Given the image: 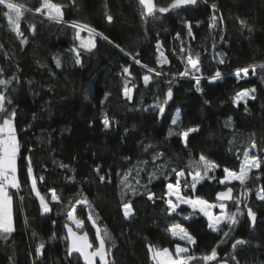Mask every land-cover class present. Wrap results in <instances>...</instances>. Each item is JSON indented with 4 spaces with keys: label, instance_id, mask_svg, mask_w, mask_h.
<instances>
[{
    "label": "trees",
    "instance_id": "16d2710c",
    "mask_svg": "<svg viewBox=\"0 0 264 264\" xmlns=\"http://www.w3.org/2000/svg\"><path fill=\"white\" fill-rule=\"evenodd\" d=\"M13 2L32 11L24 12L19 21L23 35H18L3 15L7 10L0 5V79L16 77L7 88L0 86V92L12 101L8 110L17 112L15 126L20 144V187L8 189L15 230L11 234L0 233V264H82L77 257L67 256L65 225L79 233L87 232L94 244L87 222L93 210L96 225L106 228L114 238V248L107 244L109 260L114 264H156L148 246L175 251V244L181 242L167 231L174 224L181 225L197 241L188 247L189 254L197 258L189 264H204L200 258L213 248L221 262L235 264L231 260L235 255L239 264H264V201L256 199L257 191L264 186V163L251 170L241 187L243 194L248 190L243 202L258 217L253 230L244 204L240 207L245 215L238 218L236 225L231 229L223 225L222 231L212 232L200 213L184 219L193 210L181 205L177 210L180 215H168L164 202L167 183H175L172 169L185 172L181 178L185 195L215 203V194L227 188L217 182L225 175L223 169L238 172L244 151L264 158V69L259 67L264 63V0H198L195 5L157 12L151 18L141 16L142 8L136 0H52L62 6V23L34 11L41 0ZM171 2L155 0L157 7ZM213 3L215 12L210 7ZM106 12L113 17L111 23ZM240 20L246 21L252 31ZM73 21L89 25L108 40L95 36L94 49L80 47L76 30L70 26ZM31 25H35V33L30 30ZM80 37L86 41L90 38L87 30L81 31ZM25 38L27 42L22 43ZM158 42L168 63L157 62ZM182 48L186 51L181 52ZM73 49L80 52L79 65ZM188 50L201 54L200 68L205 76L217 70L223 74L213 83L202 80L203 94L196 91L194 80L179 75L185 70L186 59L182 58ZM57 56L60 67L56 66ZM132 57L141 64H135ZM220 60L225 62L221 64ZM252 64L257 65L255 75L250 70L246 78L237 80L236 70ZM141 65L157 69L162 75L157 77ZM124 67H129L130 77L122 74ZM144 75L152 77L147 86ZM126 79L132 88L131 100L123 93ZM169 87L173 98L159 123L154 105ZM250 89L255 92H250L246 103L233 102L239 92ZM105 93L109 94L106 100ZM177 112L180 124L173 126L170 121ZM105 114L111 124L108 129L102 123ZM197 126L199 131L190 133L187 148L179 135L168 137L169 128L178 132ZM253 141L255 149L251 148ZM156 153L164 155L154 161ZM201 154L218 165L209 174L216 179L201 182L193 193L183 187V182L189 179V172L195 171V167L188 166L189 160L196 161ZM29 156L37 189L51 208L48 213L42 211L40 200L31 189L25 159ZM61 163L70 167L61 169ZM97 166L101 169L99 175ZM160 172L166 173L168 179ZM153 173L159 178L154 177L149 183ZM100 175L106 177L104 183L100 182ZM40 177L44 178L42 182ZM227 186L233 188V196L240 189L239 183ZM50 189L60 196L59 203L51 200ZM149 192L155 193L154 200L148 199ZM85 198L91 208L76 202ZM127 202L134 209L130 218L123 214V204ZM73 208L75 219L84 221L83 229H77L68 219ZM226 208L236 211L233 201ZM224 232H229V236L224 237ZM4 235L7 239L2 238ZM41 239L45 248L38 255L35 249ZM236 239L249 243L234 251L232 244Z\"/></svg>",
    "mask_w": 264,
    "mask_h": 264
},
{
    "label": "snow or ice",
    "instance_id": "6c2138e0",
    "mask_svg": "<svg viewBox=\"0 0 264 264\" xmlns=\"http://www.w3.org/2000/svg\"><path fill=\"white\" fill-rule=\"evenodd\" d=\"M197 2L198 0H172V2L166 7H157L153 0H139V4L143 6V9L140 14L144 18H147L148 16L155 17L157 12L167 13L172 9H176L184 5H195L197 4ZM203 2L208 3V0H203ZM0 5H2L3 8L7 10L3 12V15L7 17L9 24L12 26V30L17 32L18 35H23V33L19 30V21L24 15L25 11H32V9H25L23 5L14 3L13 0H0ZM105 7H107V5H105ZM210 7L213 12L216 11V4L213 3L210 5ZM34 11L46 15L49 20L54 21L55 23L64 22L62 6L53 3L52 0H41L40 6L35 8ZM105 15L107 21L111 23L113 21L112 15L108 14L107 12L105 13ZM212 20L213 22H215V15H213ZM239 22L241 23V25L248 27L249 31H252V28L247 25L246 21L240 20ZM70 26L76 30L75 35L77 39H80L81 31L87 30L90 38L87 41L81 40L80 47L85 48L88 51L95 47V36H100L104 40H108V37L104 36L103 33L97 32L96 29L90 27L87 24H82L73 21L71 22ZM188 29L189 35H191L190 23L188 24ZM30 30L35 33V25H31ZM26 42L27 39L25 38L22 43ZM116 47L119 48V45H116ZM161 47L162 45H160L158 42L157 51L160 52V55L157 58V62L159 64H165L168 63V61L164 55V52L160 51ZM72 51H75V49H73ZM121 51L124 50L121 49ZM180 51L185 52L186 50L182 48ZM200 55L201 54L199 52L193 54L191 50H188L187 56L182 58V60L186 59L185 70L182 73H179V75L182 78L188 77L194 80L196 84V91L203 94V89L200 87L201 81L207 80L209 83H213L220 80L223 77V74L220 70H217L214 74L210 76H205L200 68ZM132 59L134 60L135 64H141V61L139 59H136V57H132ZM55 60L56 66L60 67L61 61L59 57H55ZM224 62V60H220L221 64H223ZM75 63L77 65L81 64L79 51H75ZM141 66L146 68L149 73L154 72L155 76L157 77L162 75L161 71L149 68L148 65ZM259 67L261 69H264V63L260 64ZM256 68L257 65L252 64L248 65L247 67L237 69L235 73L236 79L239 80L242 78H246L250 70L252 74L255 75ZM241 73L243 74V76H241ZM2 74L3 70L0 69V75ZM122 74H126L128 77L132 75L129 71V67H124L122 69ZM151 78L152 77L150 75L143 76V82L145 86L149 84ZM14 79H16L15 76L7 80L0 79V86H4L5 88H7V86L11 84L12 80ZM128 83H130V81L126 79L123 93L128 100H131L132 97L130 94L132 92V88L128 87ZM169 83H171V81H169ZM132 87L134 88L135 85H133ZM250 92H255V89L239 92L234 98L233 102L238 104L240 100H245L246 103L247 101L245 98L249 97ZM108 95V93H105V100L108 98ZM172 98L173 92L171 87H169L167 92L164 94L163 99H160L159 97L157 98L159 100V103L155 104L154 107L157 110L158 117H164L166 106L169 105V101H171ZM103 102L104 101H101V103ZM11 103L12 101L8 99L3 92H0V117H2V120H0V233L3 234H11L15 230L12 223V196L9 194L8 189L9 187H20L19 179L17 177V156L20 151V144L17 139L15 126L17 112L15 109H12L11 111L8 110L7 105H10ZM245 111H248L247 107H245ZM228 119L231 120V117H229ZM180 120L181 116L177 112L175 118H172L170 121L171 125L179 126ZM102 123L105 129L110 128L111 124L107 114L104 115ZM197 131H199L198 126L188 128L186 130H181L178 132L174 128H169L168 137L179 135L184 142V147L187 148L188 137L190 133H195ZM256 147L257 145L255 141H253L251 148L255 149ZM29 151H31V149H29ZM163 155V153H156L153 155V160L155 161L157 159H160V157ZM243 157L244 160L238 172L230 170L228 168L223 169L225 175L222 179H219L217 182L225 185L227 187V190L217 193V203H209V201L196 195L181 194V178L185 176V172H177L176 169H172V171L175 173L176 178L175 183L169 182L166 185L167 191L164 193V196L169 198L164 201L167 205L165 211L168 213V215H171L173 213L180 215L181 213L177 210L180 209V206L182 204H186L191 207L193 211L188 215L184 216V219H189L193 214L199 212L207 218V226L212 232L222 231V224L231 229L234 225L238 223V218L240 216L245 215V211H243L240 207L242 201L239 198H234L232 196L233 188L228 187L227 185L230 184L232 181H239L241 185H244L249 178V173L251 172V170L253 168L259 169L261 167V164L264 163V158L258 157L254 154L250 155L249 151H244ZM25 159L27 160V174L28 177L31 179V189L36 193L37 197L39 198L42 211L44 213H48L51 211V208L49 207V203L45 200V197L41 195L39 190L37 189V178L33 175L31 157L29 156ZM188 166L190 168L195 167L196 170L194 172L188 173L191 176V181L184 180L183 187L185 189H190L193 193L196 192L197 185L201 184V182L205 181L206 179L209 181L216 179L215 176H210L209 173L213 172L218 167V165L212 161H209L203 154H201L199 159L196 161L189 160ZM59 167L61 169H65L69 168L70 166L61 163ZM71 170L74 171V169ZM95 171L99 175L101 171L100 167L97 166ZM159 175L164 176L165 179H168L167 174L164 172H160ZM154 177L159 178L156 173L150 174L149 183H151V180ZM39 179L42 182L44 178L40 177ZM126 179L127 177L125 176V180ZM99 180L101 183H104L106 177L104 175H100ZM108 182H111L110 177L108 178ZM121 183H125V181H121ZM137 183H139V181H137ZM125 186L127 187V185ZM49 191L52 194L51 200L53 202L59 203L60 196L57 195L56 190L50 189ZM132 191L133 193H135V189H132ZM247 191L248 190H246V192L244 193L245 201L247 199ZM147 197L149 200H154L155 193L149 192L147 194ZM171 197H175V201H173ZM160 198L164 199L163 196ZM256 199L259 201H264V186L260 187L257 191ZM228 200H232L233 203L236 205L235 212L228 213L224 211L226 208V204L224 203V201ZM76 202L80 204H87L91 208L90 202H88L86 198L77 200ZM243 204L244 209H246V215L254 226L257 219L256 213L253 211V208L248 205V203L243 202ZM215 207H219L222 210L220 215L213 214L212 209ZM74 212L75 208H73V210L67 214L68 219L72 220L76 224L77 229H83L84 221L76 220L74 217ZM93 212L89 213L88 219L92 221L93 227H95L96 220L93 218ZM123 214L125 218H130L134 214V209L131 202L123 204ZM65 227L68 229L69 234L66 239L70 238V243L67 248V256H71L74 252H77L81 256H83L84 260L86 261V264H96L97 258H99L100 264H110L109 260L107 259L109 256V251L106 250V242L110 241L112 238L107 232V230H104L103 233H101V230L99 228H96V240H98L99 242L98 247H96L93 251H88L89 249L93 248V244L89 241L88 233L83 232V234L81 235L73 231L72 227H70L69 225L66 224ZM167 231H169L173 237H178L180 241H184L187 245H195L197 243L196 239L179 224L172 225L169 229H167ZM33 235L36 234L34 233ZM223 235L224 237H228L229 232H224ZM2 238L7 239V235H4ZM52 238H55V233H53ZM248 243L249 241H246L244 239H236L232 244V248L235 251L238 246L245 245ZM111 247H115L114 242L111 244ZM148 247L149 251L153 253L152 258L156 261V264H189L190 261H194L197 259L195 256L189 254V248L187 246H181L180 243L175 244V253L171 252L168 248L160 249L156 248L153 245H149ZM44 248L45 241L41 239L35 251L38 255H41L42 250ZM200 259H202L204 264H211V262L213 261H216L217 264H227V261L221 262L218 260V254L215 248L212 249L210 254L205 255ZM231 260L235 261V264H239V261L236 260L235 255L231 256ZM111 264H114V262H111Z\"/></svg>",
    "mask_w": 264,
    "mask_h": 264
},
{
    "label": "water",
    "instance_id": "95a60500",
    "mask_svg": "<svg viewBox=\"0 0 264 264\" xmlns=\"http://www.w3.org/2000/svg\"><path fill=\"white\" fill-rule=\"evenodd\" d=\"M138 3H139V0H136ZM153 2L155 3V0H153ZM140 5V4H139ZM140 7L143 9V6L142 5H140ZM152 16H148L147 18H151ZM92 49H94V48H92ZM170 102V101H169ZM161 120H162V118H160V117H158V122L160 123L161 122ZM227 190V188L226 189H224V190H222V191H226ZM219 192H221V191H219ZM218 193V192H217ZM217 193L215 194V196H214V201H215V203H217ZM232 196H233V192H232ZM232 200H228V201H224V203L225 204H228V203H230ZM246 210V209H245ZM256 217H257V215H256ZM246 218L248 219V217H247V215H246ZM258 218V217H257ZM248 221H249V223H250V230H253L254 229V226L252 225V223H251V221L248 219ZM256 221H257V219H256ZM87 222H88V224H89V226H90V228L92 229V231H93V234H94V244H93V248L92 249H89L88 251H93L96 247H98V240H96V228H99L100 230H101V227L100 226H98V225H96L95 227H93V224H92V221H90L89 219H88V217H87ZM255 224H256V222H255ZM70 226V225H69ZM71 227V226H70ZM72 229H73V227H72ZM73 231H75V232H77L78 234H83V233H79L78 231H76L75 229H73ZM102 233V232H101ZM68 229L65 227V236L66 237H68ZM89 238V237H88ZM67 240V248H68V245H69V243H70V238L69 239H66ZM90 241V240H89ZM91 242V241H90ZM106 250H107V244H106ZM110 256V255H109ZM109 256H108V260H109ZM69 258H71V257H77L79 260H80V262L82 263V264H86V261L84 260V258H83V256H81L79 253H77V252H74L71 256H68ZM109 262H110V260H109ZM96 264H100V261H99V258H97L96 259ZM110 264H111V262H110ZM228 264V263H227Z\"/></svg>",
    "mask_w": 264,
    "mask_h": 264
},
{
    "label": "rangeland",
    "instance_id": "374dc122",
    "mask_svg": "<svg viewBox=\"0 0 264 264\" xmlns=\"http://www.w3.org/2000/svg\"><path fill=\"white\" fill-rule=\"evenodd\" d=\"M85 31V30H84ZM81 40H85L83 37H80V39H77V41H78V43L79 44H81ZM86 41V40H85ZM190 67V66H189ZM246 100H247V98H245ZM240 101H245V100H240ZM254 169V168H253ZM195 170H196V168H195ZM201 171H202V169H201ZM210 174V173H209ZM189 177V179H188V181H191V176L189 175L188 176ZM231 183H239V185H240V189H239V191L237 192V194L235 195V196H233L234 198H239L241 201H242V203L240 204V205H243V200H244V194H243V191L241 190V187H242V185L240 184V182L239 181H232ZM230 183V184H231ZM223 185V184H222ZM223 186H225V185H223ZM182 187V186H181ZM9 189H14V188H11V187H9ZM181 194H183V195H185L184 194V190L182 189V193ZM187 194V193H186ZM52 195V194H51ZM188 195V194H187ZM169 197H167V199H168ZM171 199H173V201H175V197H171ZM182 205H186V204H182ZM186 206H188V205H186ZM189 207V206H188ZM191 210H192V208L191 207H189ZM224 211H226V212H228V213H231V212H233L232 210H228L227 208H225V210ZM212 212H213V214L214 215H220L221 214V212H222V210L219 208V207H215V208H213L212 209ZM235 212V211H234ZM199 213V212H198ZM202 215V214H201ZM203 216V215H202ZM206 218V217H205ZM207 219V218H206ZM72 223H73V225H74V227H76V224L72 221ZM223 226V224L221 225V227ZM77 228V227H76ZM104 230H107L106 228H104V227H102L101 228V232L103 233V231ZM107 232H108V230H107ZM109 233V232H108ZM110 234V233H109ZM110 236H111V234H110ZM111 240L110 241H107L106 242V244H112L113 242H114V238L111 236ZM174 238H176L177 240H179V238L178 237H174ZM180 241V240H179ZM181 242V246H187V247H190V246H192V245H187L184 241H180ZM171 252H173V253H175V251H171ZM152 256H153V253H152ZM154 260V259H153Z\"/></svg>",
    "mask_w": 264,
    "mask_h": 264
},
{
    "label": "crops",
    "instance_id": "0c3cea01",
    "mask_svg": "<svg viewBox=\"0 0 264 264\" xmlns=\"http://www.w3.org/2000/svg\"><path fill=\"white\" fill-rule=\"evenodd\" d=\"M1 120V119H0Z\"/></svg>",
    "mask_w": 264,
    "mask_h": 264
}]
</instances>
